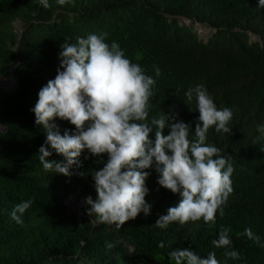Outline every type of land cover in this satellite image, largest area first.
I'll use <instances>...</instances> for the list:
<instances>
[{"label":"trees","instance_id":"obj_1","mask_svg":"<svg viewBox=\"0 0 264 264\" xmlns=\"http://www.w3.org/2000/svg\"><path fill=\"white\" fill-rule=\"evenodd\" d=\"M257 2L49 0L45 8L38 0H0V76L8 77L12 69L15 81L9 88L0 86V264H169L168 252L185 247L202 257L214 251L219 264H264V248L242 235L249 227L264 241V139H257V125L264 123V8ZM182 17L190 19V25ZM16 21L23 24L21 34ZM197 22L210 27L205 38ZM100 32L154 76L149 120L163 112L175 114L190 124L191 138L199 113L195 100L189 105L184 92L198 83L217 107L232 109L231 133L214 127L207 133L206 142L218 147L234 168L233 191L214 224L201 219L155 227L180 196L159 185L158 173L148 169L145 200L152 203L150 213L138 214L120 229L93 226L91 216L80 217L66 200L73 194L84 202L89 195L95 199L91 170L103 166L99 157L83 150L82 164L73 165L71 176L43 170L37 153L46 132L35 124L30 109L40 88L57 74L60 45ZM154 65L161 70L158 77ZM55 123L61 134L75 127L59 118ZM154 132L155 126L150 137ZM50 159L63 157L53 151ZM28 199L32 204L17 223L10 213ZM88 207L85 203V212ZM222 226L230 227L240 259L226 257L224 248L212 245ZM106 241L114 247L106 250Z\"/></svg>","mask_w":264,"mask_h":264},{"label":"clouds","instance_id":"obj_2","mask_svg":"<svg viewBox=\"0 0 264 264\" xmlns=\"http://www.w3.org/2000/svg\"><path fill=\"white\" fill-rule=\"evenodd\" d=\"M56 2L64 4L65 0ZM38 3L49 7V0ZM257 7L264 8V0H258ZM182 18L190 25V19ZM106 37L104 32L88 33L76 37L74 43H62L57 74L38 91L30 110L35 124L46 132L37 153L43 170L71 176L73 165L82 164L79 157L83 150L99 157L97 162L103 166L91 170L97 195L95 199L90 195L84 198L90 205L86 211L93 226L103 223L120 229L138 214L150 213L152 203L145 200L149 192L146 179L151 175L148 169L158 173L159 185L180 196L167 214L158 217L155 227L166 229L173 222L183 225L201 219L214 224L217 211L223 215V205L233 191L230 177L234 168L218 147L206 142L207 133L212 127L216 132L231 133L232 109L217 107L205 86L198 83L184 92L189 105L195 100L199 113L191 138L190 124L176 119L175 114L163 112L149 120L154 76L132 62L116 41L106 42ZM153 71L155 77L161 74L158 66L154 65ZM8 79L12 83L13 74ZM57 118L68 121L74 129L61 134ZM153 126L154 138L149 135ZM257 132V139H264V123L257 125ZM53 151L63 159H50ZM69 199L66 203L75 207ZM31 204L28 199L14 205L11 218L22 223L21 217ZM229 232L230 227L222 226L211 243L224 248L226 257L240 259ZM242 235L264 248V241L251 228L245 227ZM164 246L161 241L159 247ZM113 247V242H105L106 250ZM167 255L169 264H219L214 251L202 257L190 247L172 248Z\"/></svg>","mask_w":264,"mask_h":264},{"label":"rangeland","instance_id":"obj_3","mask_svg":"<svg viewBox=\"0 0 264 264\" xmlns=\"http://www.w3.org/2000/svg\"><path fill=\"white\" fill-rule=\"evenodd\" d=\"M180 21H182V20H180ZM14 24H15L16 29L19 30V31L23 27V24L20 21H16ZM196 24H198L197 28H198L200 34H202L204 36V38H205V36H208L210 34L211 30H210L209 26H207L205 24H200L198 22ZM252 38L255 39V37H252ZM8 78H9V76L8 77H1L0 76V86H5L6 88H9L8 87L9 86L8 85L9 84V79ZM72 199L73 198H71V200H69L70 204L71 205H75L77 207L78 206L77 201H74ZM85 215L88 216V213L86 212Z\"/></svg>","mask_w":264,"mask_h":264},{"label":"water","instance_id":"obj_4","mask_svg":"<svg viewBox=\"0 0 264 264\" xmlns=\"http://www.w3.org/2000/svg\"><path fill=\"white\" fill-rule=\"evenodd\" d=\"M19 33L21 34L22 33V30H20L19 31ZM17 46H18V44H17ZM16 46V47H17ZM13 74V70L11 69V75ZM73 196H76V195H71V197H73ZM70 197V198H71ZM67 203H68V201H66ZM78 202H79V204H80V207H73V209L74 210H76L77 209V213H78V215L80 216V217H83L84 216V214H85V212H84V210H83V206H84V204H85V202L84 201H81L80 199L78 200Z\"/></svg>","mask_w":264,"mask_h":264},{"label":"bare ground","instance_id":"obj_5","mask_svg":"<svg viewBox=\"0 0 264 264\" xmlns=\"http://www.w3.org/2000/svg\"><path fill=\"white\" fill-rule=\"evenodd\" d=\"M12 82V81H11ZM71 198H73L72 200H74V201H77V203H78V206L80 207V204H79V202H78V199H77V197L76 196H73V197H71ZM71 198H70V200H71ZM75 206V205H74ZM77 206V207H78ZM76 207V206H75Z\"/></svg>","mask_w":264,"mask_h":264},{"label":"built area","instance_id":"obj_6","mask_svg":"<svg viewBox=\"0 0 264 264\" xmlns=\"http://www.w3.org/2000/svg\"><path fill=\"white\" fill-rule=\"evenodd\" d=\"M15 82V81H14Z\"/></svg>","mask_w":264,"mask_h":264}]
</instances>
